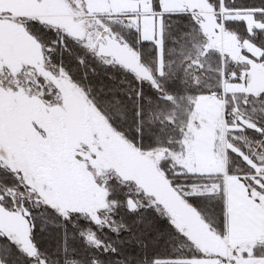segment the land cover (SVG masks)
I'll return each mask as SVG.
<instances>
[{
    "label": "rangeland",
    "instance_id": "obj_1",
    "mask_svg": "<svg viewBox=\"0 0 264 264\" xmlns=\"http://www.w3.org/2000/svg\"><path fill=\"white\" fill-rule=\"evenodd\" d=\"M131 3L130 0H0V13H3V18H0V96L18 110L35 106L56 116L63 114L66 97L71 95L77 104L91 107L101 120L105 131L119 137L120 135L98 113L81 90L67 78L64 71L51 63L49 58L52 49L39 44L27 31L23 20L27 18L38 21V24L60 32L72 43L80 45L96 57H107L106 61L98 59L101 63L121 64L138 79L157 87L151 72L139 62L135 52L124 40L111 29L122 26L137 31L141 38L154 41L161 52L162 24L159 14L152 12L150 0H139L140 11L144 12L142 14L119 13L122 9H129ZM163 8L173 10L181 9L182 6L176 0H163ZM239 15L248 22V31L261 27L252 21L250 14ZM32 17L35 18L31 19ZM198 17H194V20L198 23L206 41L203 48L204 55L209 51L218 53L219 72L224 70L225 59L234 65H240L239 71H235L234 76L232 75L233 79L225 80L223 85L220 76V90L216 91V98L203 96L195 101L178 151L160 149L139 152L127 143L133 156L124 162L123 172L119 171L112 154L104 149L96 151L95 173L92 175L100 184L97 189H100L103 199L81 209L96 211L106 209L110 205L115 206L114 201L108 198L111 190H109V182L112 180H116L129 191L133 189L136 192L144 191L146 194H163L167 185L163 181L160 165L162 162H171V165L184 171L212 178L201 185L214 191L218 190L217 185L222 186L225 193L228 239L226 242L218 241L220 247L217 250L224 251L225 243L229 248L239 245L250 249L256 245L260 255L264 253V212L259 210L258 205L249 206L250 197L247 191H250V188L245 187L249 180L253 183L255 180L252 175L228 176L226 161L228 152L237 154L252 170L255 169V176L264 179V150L259 144L246 143L245 139L242 141L245 142V152L244 148L239 149L235 144L242 140L237 133L244 128L259 132V128L249 120L250 112L242 110L240 103L248 104L250 98L257 99L264 92L261 90L262 92L259 93L256 90L262 88L264 63L252 58L260 55L261 51L250 42H242L226 31L223 20L217 23L215 17H207L205 14ZM223 40L232 42L230 52L216 49V44ZM161 66L160 58L158 73H161ZM249 73L255 75L259 87L252 86L254 82ZM236 75L239 79H235ZM228 107L230 114L225 110ZM1 124L11 126L5 120H0ZM6 149L4 134L0 131V166L8 172L12 168L18 170L20 168L18 163ZM106 160H109V164H106ZM20 175L22 182L29 184L32 191L41 194L43 200L55 206L50 201L51 195L36 184L28 173H20ZM215 175H222V179ZM15 195L18 200L27 201L30 198V192L23 189L16 190ZM182 223L200 235L207 246L215 249L213 240L209 238L212 227L201 215L196 216L186 212ZM0 228L15 232L17 235L22 234L15 217L0 214ZM253 264H264V262L255 261Z\"/></svg>",
    "mask_w": 264,
    "mask_h": 264
},
{
    "label": "trees",
    "instance_id": "obj_2",
    "mask_svg": "<svg viewBox=\"0 0 264 264\" xmlns=\"http://www.w3.org/2000/svg\"><path fill=\"white\" fill-rule=\"evenodd\" d=\"M226 2L230 3V0ZM262 4L264 0H235L237 8L259 7ZM161 24V52L153 42L144 47L137 45V51H135L139 62L153 75L157 87L138 79L134 74L135 81L123 73H105L103 63L94 59L92 53L72 43L60 32L40 24L36 27L26 25L25 27L39 44L52 49L49 58L51 63L64 71L67 78L81 90L114 131L135 150L150 152L167 149L176 152L193 112L195 101L199 97L209 96L212 91L220 90V57L216 51H209L204 55L203 48L206 41L193 15H171L161 21ZM223 26L238 40L250 42L258 48L261 54L255 60L264 63V60L260 59L264 55V47L257 46H264V34L253 36L250 31L245 32L239 26L224 22ZM111 29L125 43L127 41V46L129 43H136L135 33L137 31L122 26L111 27ZM253 40L255 43L251 42ZM160 58L162 66L161 73H158ZM239 69L240 65H234L225 59L224 72L226 74L233 75ZM235 79H239V76L236 75ZM133 90L137 94L135 103L128 100ZM240 108L250 112L249 120L259 128V132L244 128L243 131L237 133L242 140L235 142L236 146L239 149L244 148L245 152V142L251 145L255 143L264 150V92L257 99L250 98L248 104L241 102ZM225 110L230 114L229 107ZM243 140L245 142H242ZM252 171L241 156L231 152L227 153L226 174L228 176H248ZM215 177L222 179V175H215ZM176 178L180 179L179 175ZM209 179L212 178L202 176L197 183L204 184ZM109 183V190L111 189L109 192L114 197L121 193L136 192L133 189L129 191L116 180ZM13 186L11 173L0 166V191ZM17 191H22V189H17ZM224 194L223 191L222 200L213 198L199 205L201 216L212 229L216 228L218 217L225 220ZM33 215L37 217L34 231L41 251L51 254L55 250L61 227L54 218L43 214L41 208L33 209ZM149 220L151 217L142 220L139 225L134 226V231L149 245L150 253L166 251L169 245L177 249L183 246L182 241L173 240L164 234V222L157 219L149 223ZM40 226L45 228L44 232L40 231ZM137 252L135 244L124 248L126 255H136ZM17 255L13 251L9 256L8 264H13V261L15 264H26L23 258L17 259ZM0 257H3L2 253Z\"/></svg>",
    "mask_w": 264,
    "mask_h": 264
},
{
    "label": "snow or ice",
    "instance_id": "obj_3",
    "mask_svg": "<svg viewBox=\"0 0 264 264\" xmlns=\"http://www.w3.org/2000/svg\"><path fill=\"white\" fill-rule=\"evenodd\" d=\"M151 10L159 14L161 21L171 15H188L195 13L180 11L169 13L164 11L163 0H150ZM205 4L211 9L217 23L222 20L225 24L239 26L248 31V22L241 18L240 13H248L253 22L261 25L253 28L251 35L264 34V4L259 7L237 8L235 0H205ZM235 13L236 15H232ZM3 18V13H0ZM26 26L36 27L38 21L27 18L23 20ZM136 43L128 44L134 52L137 45L144 47L150 43L135 33ZM255 43V41H251ZM127 43V41H126ZM258 47H264L257 45ZM94 59L106 61L107 57H96ZM264 60V55L260 57ZM105 73H123L135 81L133 73L121 64L103 63ZM144 83V81H140ZM142 96V93H141ZM137 94L133 90L128 100L135 103ZM135 112V109H134ZM14 181V186L5 191H0V214L15 217L22 234L9 232L0 228V264H8V259L13 251L18 254L17 259L23 258L26 264H253L255 261L264 262V253L258 255L257 246L250 249L236 245L229 248L225 243V250L220 251L207 246L205 240L185 227L182 223L184 214L190 212L200 216L199 205L207 200L217 198L223 199L222 186L217 185V191L205 185L197 183L202 179L200 174L184 171L169 163L161 164L163 181L167 185L166 191L161 194H146L144 191L135 193H121L117 196L109 195L115 206H109L102 210H83L73 208L66 210L58 209L46 200L41 194L32 191L27 183L22 182L20 172L15 168L9 170ZM179 174L180 179H177ZM251 175L255 180L248 181L245 186L247 195L250 197V207L259 206L264 212V179L255 176V169ZM23 189L30 192V198L18 200L16 190ZM43 209V214L51 216L61 227V232L53 253L42 252L34 229L36 228V216L33 209ZM149 223L155 220L164 222V234L173 240L183 242L179 249L169 245L166 251L150 253L149 245L141 239L134 231V226L139 225L142 220L148 219ZM40 231L45 228L40 226ZM210 239L226 242L228 239L226 220L217 219L215 229L210 230ZM135 244L138 252L136 255H126L124 248ZM6 258V259H5ZM15 264V261H13Z\"/></svg>",
    "mask_w": 264,
    "mask_h": 264
},
{
    "label": "flooded vegetation",
    "instance_id": "obj_4",
    "mask_svg": "<svg viewBox=\"0 0 264 264\" xmlns=\"http://www.w3.org/2000/svg\"><path fill=\"white\" fill-rule=\"evenodd\" d=\"M66 99L63 114L54 116L35 106L18 110L0 96V120L11 125L1 124L0 131L18 171L46 190L58 209L70 210L103 199L92 175L96 151L112 154L121 172L133 152L122 137L103 129L89 105L77 104L71 95Z\"/></svg>",
    "mask_w": 264,
    "mask_h": 264
},
{
    "label": "crops",
    "instance_id": "obj_5",
    "mask_svg": "<svg viewBox=\"0 0 264 264\" xmlns=\"http://www.w3.org/2000/svg\"><path fill=\"white\" fill-rule=\"evenodd\" d=\"M176 1H178L180 3V5L182 6L181 9H173V10L164 9V11L169 12V13H176V12H180V11H187L189 13H193L194 12L195 15H193V16L196 17V18L198 16H200V15L202 16L203 14L207 15V17L213 16L211 9H209L207 7V5L205 4V0H176ZM130 2H132L131 3V7H129V9H122V12H119L120 14L123 13V15H124L125 13H133V14H136V13H141L142 14V13H144V12L140 11L139 0H130ZM130 8H132V9H130ZM208 14H212V15L209 16ZM256 28H258V27H256ZM146 40L150 41V42H154V41H151V40H148V39H146ZM259 56L260 55L255 56V57L253 56L252 58L253 59H257ZM249 75H251V80L254 82V84L252 86L255 87V86L259 85L255 75L250 74V73H249ZM261 86H262L261 89H256V90L259 91V93L262 92L261 90L264 91V79L261 82ZM257 87H259V86H257Z\"/></svg>",
    "mask_w": 264,
    "mask_h": 264
},
{
    "label": "water",
    "instance_id": "obj_6",
    "mask_svg": "<svg viewBox=\"0 0 264 264\" xmlns=\"http://www.w3.org/2000/svg\"><path fill=\"white\" fill-rule=\"evenodd\" d=\"M35 18V17H32ZM216 49L223 52H230L232 49V42L230 40H223L216 44ZM215 249H219L220 244L217 240L212 241Z\"/></svg>",
    "mask_w": 264,
    "mask_h": 264
},
{
    "label": "built area",
    "instance_id": "obj_7",
    "mask_svg": "<svg viewBox=\"0 0 264 264\" xmlns=\"http://www.w3.org/2000/svg\"><path fill=\"white\" fill-rule=\"evenodd\" d=\"M227 79L231 80L232 79V76L230 74H225L224 71H221V84L223 85V83ZM210 97L216 98L217 97V92L216 91H212L210 93Z\"/></svg>",
    "mask_w": 264,
    "mask_h": 264
}]
</instances>
